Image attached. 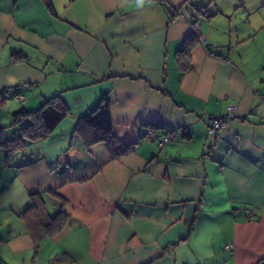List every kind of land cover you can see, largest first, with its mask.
Listing matches in <instances>:
<instances>
[{"label":"crops","instance_id":"obj_1","mask_svg":"<svg viewBox=\"0 0 264 264\" xmlns=\"http://www.w3.org/2000/svg\"><path fill=\"white\" fill-rule=\"evenodd\" d=\"M238 2L0 0V125L54 96L69 111L0 147V264H264V39ZM106 94L130 148L116 159L75 132ZM32 193L67 215L37 245L19 217Z\"/></svg>","mask_w":264,"mask_h":264},{"label":"trees","instance_id":"obj_2","mask_svg":"<svg viewBox=\"0 0 264 264\" xmlns=\"http://www.w3.org/2000/svg\"><path fill=\"white\" fill-rule=\"evenodd\" d=\"M199 37V36H198ZM23 58L15 55V59ZM5 104V98L0 92V106ZM68 108L59 96H54L43 101L41 106L34 110L20 109L12 113L11 125L20 124L25 121L19 132L9 139L6 137L8 126L0 125V147L7 151V156L22 149L27 140L46 138L68 114ZM113 122L110 112V97L103 95L97 106L82 116L75 127V132L82 137L85 148L97 142H105L111 159H116L130 151L127 144L120 142L112 134ZM152 127L160 125H151ZM27 225L35 245L44 237H49L62 229L67 215L59 212L50 215L45 208L40 193L29 195L26 208L19 214Z\"/></svg>","mask_w":264,"mask_h":264},{"label":"built area","instance_id":"obj_3","mask_svg":"<svg viewBox=\"0 0 264 264\" xmlns=\"http://www.w3.org/2000/svg\"><path fill=\"white\" fill-rule=\"evenodd\" d=\"M199 39L203 42L200 35ZM261 98L264 99V96H261ZM19 99H24V97L20 96ZM231 117H233V106H228L227 111L224 114L209 116L207 118L208 133L213 134L217 130L225 129L228 126V122ZM144 139L154 140L157 148L161 149L166 143L172 141L173 137L168 134L159 135L156 129L149 127V129L145 133ZM248 217L253 218L254 216L252 214H249Z\"/></svg>","mask_w":264,"mask_h":264},{"label":"rangeland","instance_id":"obj_4","mask_svg":"<svg viewBox=\"0 0 264 264\" xmlns=\"http://www.w3.org/2000/svg\"><path fill=\"white\" fill-rule=\"evenodd\" d=\"M244 2H245V0H239L238 3L241 4V3H244ZM250 2L252 3L250 5L253 6L252 7L253 10L248 12V13H246L245 15H248L250 17V19L253 21V23L255 25H258L256 30H255V32H252L254 34H252V33L251 34L252 35H256L258 33L259 38L264 39V0H250ZM240 13L241 12L239 11V14ZM17 125H20V124L18 123V124H15V125L8 126L7 130L11 128V130L13 131Z\"/></svg>","mask_w":264,"mask_h":264}]
</instances>
